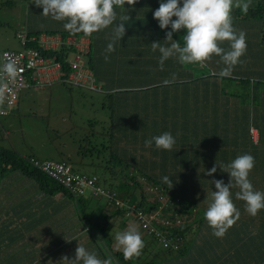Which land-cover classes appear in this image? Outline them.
Masks as SVG:
<instances>
[{"label": "crops", "instance_id": "crops-1", "mask_svg": "<svg viewBox=\"0 0 264 264\" xmlns=\"http://www.w3.org/2000/svg\"><path fill=\"white\" fill-rule=\"evenodd\" d=\"M160 2L161 0H136V3L133 5L125 4L120 10L115 9L119 16L129 14L131 19L125 21L126 34L122 40L115 42V50L111 53H105V49L107 44L111 42L112 28L115 27L116 23H119V17H117V21L113 25L95 32V34H99V40L95 41L93 45L94 66L91 71L99 82L96 83V85L98 84L97 90H100V92L104 91L103 95L105 96L106 93H113L115 90L121 88H142L143 90H139L141 93L137 94L136 98L139 99V106L142 103L147 105L146 108L143 107L145 104L142 106L144 108L140 109L142 112L137 109L135 114L130 115L128 111L135 105H138L135 101L136 98L119 99L121 100V104L118 103L117 107L115 106L114 125L110 122L108 124L109 127L115 129V134H117L118 129L121 132V137L133 139L134 143L132 144L140 143L143 145L147 139L163 133L162 128L169 129L172 135L176 136V144L171 151L157 149L153 143L150 148L143 146L144 155H142L136 149L132 150V144L129 145L130 150L136 155L135 157H132L131 153H127L125 147H121V143L125 142L121 140L117 149L121 156H124L126 162L129 163L125 167L126 169L129 168V171H124V174L128 173L129 175L138 176L144 173L148 176L158 177L156 174L159 170V177H171L174 175L181 177L185 174L197 175L198 170H210L216 160L227 164L237 156L247 153L251 154L255 160L254 167L249 174V179L255 190L264 191V186L260 184L262 181L261 177H264V150H261V146L257 147L258 141L260 142V136L262 135L255 129H260L264 133V102L254 105L248 103L247 106L244 103V99L239 97L245 95L247 89L235 90L234 95L228 87H225V89L222 88L221 80L214 78V76L207 77V79L212 83H216L219 87L212 88L211 86L210 91L198 87L197 82L203 78L197 79L196 75L198 73L207 74V72H199V69L202 68L199 64L182 65L177 59L170 58L165 61L163 69L161 70L158 63L160 53L158 50L153 52L150 46L154 41L161 42L163 45V41L166 38V31L171 30L170 28L162 30L158 25V21L153 17V12L159 7ZM143 17L149 18L146 19L148 23ZM232 19L233 25L238 31L244 30L246 27L253 29L255 26L259 29V25L245 24L243 18L233 13ZM239 20L242 22L239 23ZM33 28L38 27L32 26L30 29ZM185 30L174 33L173 38L182 41L183 34L186 35ZM259 32L260 30L256 33V36L246 34L247 49L246 53L241 57L240 63H250L253 73L264 78V46L261 45V39L258 41ZM221 46L228 49L229 44L228 42H224ZM106 54L109 57L108 61L104 59ZM219 61L220 58L213 55L210 61L205 62L206 69L210 73H218L213 67L218 65L219 63H214ZM119 65H122L120 70H118ZM107 67L112 69L107 71ZM101 79L111 84L120 83L121 85L122 83V85L116 87H108L105 85L104 87L102 86V82H100ZM166 79L169 81L173 79L179 81L173 83V86H168L164 85ZM187 80H190V82H186ZM155 85H160V87L154 88L153 86ZM255 90L259 94V98L264 101V90L259 87ZM237 92H239V95H237ZM123 96H126L125 93ZM185 98L187 100L189 99L187 101V107H185L188 114L186 116L184 114L183 116L176 113L178 111L175 110L176 112L168 116L169 118L165 123H162L164 116L161 112V107L171 104L172 107L177 105L184 109L183 100L185 101ZM153 99L155 102H153ZM101 107H103L102 104ZM197 129L199 131L198 134ZM124 131L130 135H127ZM142 135H145V138ZM187 139L191 141V149L196 145V140L201 139V144L205 142L207 144L206 147H208L206 150L208 152L205 151L207 155L202 159L195 155L191 159L188 155H185V153H189ZM215 149L217 150L212 153ZM197 159H201L204 162V168L198 162L194 161ZM133 160H136V162ZM152 164L157 166L155 167ZM146 167H152L151 169L154 172L150 174L145 173L144 169ZM139 169H142L143 172ZM11 173H14L15 175L13 176H16L13 177V181L11 182H18V184H21L28 191V198L21 202L22 204L20 202L18 204V216L16 217L17 222L19 220L30 226V228L27 227L25 229L28 231L26 233L33 232L36 226L41 223V221L37 222L36 217H41L40 219L45 223L48 219H51L53 212L54 215L62 216L65 213L63 214L61 211L57 214L58 211L63 208L68 209L73 207L71 202L74 203L75 200L71 197L69 198L68 195V198L72 201L64 198L66 195L61 192L49 196L39 190L38 184L34 180L21 175L18 170L11 171ZM5 176L6 173L1 176L2 183L6 181V179H3ZM213 177H216L215 180H224L225 184L230 179L229 174L220 169L213 174ZM3 188L1 184L0 190ZM214 190L216 189L212 183L208 191L212 192ZM238 190V188H232L231 192L233 202L239 207L241 200L234 199L236 198L234 193ZM90 196L93 195L90 194ZM193 203L196 208L193 216L195 223L192 227L194 231L184 239V246L181 245L179 248V250L183 249L182 252L177 249L175 251H163V248L161 249L159 245H157L159 247L158 250L153 249L149 239L151 237L145 236L143 232L140 234L144 241V247L140 255L131 258L134 261L130 263L125 259H120L118 255L122 253L117 248L116 242H111L112 246H109L110 243H103V241L111 238L106 233L109 229V231L112 230L114 227L113 223L118 221L119 225H121V219H119L121 214H115V208L107 205L106 201H104L105 206L110 209L108 215L110 216L109 221H111V223H108L109 227L106 226L107 231L105 233L92 234L85 227L84 229L79 228L76 231L61 234L60 240L55 234L52 235L49 233L43 239L45 240L51 236V240H48L49 243L46 242L44 245L41 240L28 244L26 255L41 256L45 261L44 264H48L46 262L48 258L60 261L63 256L67 255L72 259L74 258L75 249L79 242L77 240L69 242L66 239L71 240L73 237H78L80 243L89 251L95 252L100 259L108 257L105 252L110 255L113 264H264V215L261 217L263 226H261L259 217L241 215L240 219L228 229L226 234L222 238H218L213 235V229L208 226L207 221L204 219L207 202L201 209L194 200ZM25 211L27 213L26 216L22 215ZM66 214L69 215L68 213ZM33 215L35 216L33 217ZM121 217L124 219L123 216ZM74 218L76 217L74 216ZM125 226L127 227L128 225ZM6 230L9 233L2 234L3 232H0V261L2 256H6L5 254L7 253L11 256L15 255L18 249L15 248L18 245L17 241L28 236H24L23 232L17 229L16 231L15 229L11 231L6 228ZM84 230H87V232ZM55 237L58 242L55 241ZM28 239V241L31 240V234L28 236ZM44 247L47 249L45 252L40 251L37 254L34 252Z\"/></svg>", "mask_w": 264, "mask_h": 264}, {"label": "rangeland", "instance_id": "rangeland-1", "mask_svg": "<svg viewBox=\"0 0 264 264\" xmlns=\"http://www.w3.org/2000/svg\"><path fill=\"white\" fill-rule=\"evenodd\" d=\"M234 10L235 8H233V14ZM42 13L43 8L37 7L34 3V0H0V54L3 50H16V48L20 47V41L18 40L16 33L22 25L26 24L30 25L31 27L55 28L66 31L63 25L67 21H58L53 18L51 13L47 16L43 15ZM117 17H119V14H117ZM240 18H243V15ZM240 22L242 21L239 20V23ZM261 23L262 19H259L258 17L245 21V24L259 25ZM259 30L260 26L259 29L257 26H255L253 29L246 27L243 31L246 34L256 36V33H258ZM186 31L187 30H185V34ZM258 36L259 41V39H261L260 32ZM41 38L43 41L42 44L45 48H55L57 46L56 43L58 38L55 40H51L46 37ZM253 48L255 49V47ZM72 58L73 52L68 51L66 55V61H70ZM80 59L85 66H88L85 55ZM214 64H218L213 67L218 72L224 67V65L220 62ZM243 64L238 63L234 67L231 76L235 79L248 77L250 79V85H243L245 81L235 80L233 78L227 77L223 79L224 86L227 85L229 90L232 92H235V90L239 91L240 89L248 88L249 86L250 88L256 89L259 87L264 90V78H261L253 73L250 63ZM121 67L122 65H119L118 70H120ZM206 68V66H203L200 71L206 72ZM111 69L112 68L109 69V67H107L106 70L110 71ZM95 79L96 83H99L97 77H95ZM38 81L41 84L25 87L19 92L18 101L10 114L6 116H0V147L13 149L24 157L33 156L38 161L53 160L64 161L67 164L70 163L73 169L81 172L82 174L88 176L95 175L97 180L102 185V188L105 190L109 189L108 186H104L102 183L104 178L109 176V170H107L105 166H107V154L111 148L110 131L114 129L108 125L110 121L106 112L107 105L105 104L108 99L103 95L104 91L100 92V90H96V85L94 90L90 89L91 87H83L71 81L61 82L57 80L48 83L43 75L38 78ZM237 81L240 82L237 83ZM100 82H102V86L104 87L105 85L108 87L120 86V83L111 84L109 82H105L104 79H101ZM139 90L143 89L141 88ZM255 101L258 102L259 99L257 98ZM244 103L248 106V103H250L249 96L244 99ZM101 104L104 105V107H101ZM120 134L121 132L117 129V134L115 135L117 137V145H115L116 148H118L121 140H123L125 142L121 143V147H125L127 153H131L132 157L136 156L132 151L133 149H136L139 154L141 153L144 155L143 146H145V143H143V145L140 143L132 144L134 143L133 139L123 138L120 136ZM127 135L130 134L127 133ZM142 136L145 138V135ZM190 138L193 139L192 137ZM187 143L189 146V153L194 150V154L192 152L191 154L185 153V155H188V157L191 159L194 158V155L199 157L202 153L203 147L207 146L205 142L203 144H201V142L199 143L198 139V141H196V146L191 150L190 146L192 145L189 139H187ZM129 145H131L132 150H130ZM103 146L104 148H102ZM206 149H208V147H206ZM81 151L85 152V156L81 157ZM133 161L136 162V160ZM197 162L202 168H204L203 161L197 159ZM114 166L116 170H120L122 168L120 164H115ZM153 166L156 167L157 165ZM151 168L152 167H146L144 169L145 173H153L154 170ZM139 170L143 172L142 169ZM124 171H129V168L126 169L123 167L121 169V175L124 174ZM207 171V169H205V171L198 170V173H196L197 175H191L192 178L187 183L184 179H182V177L178 176L177 179L178 182L181 183L180 185L178 184L179 188L185 190L190 199L192 201L194 200L200 209L206 203L205 199L207 193H211L208 191V189L212 185V180L216 179V177L208 176L206 174ZM13 175L15 174L8 170L6 172L5 178L3 179H6V181L9 182L4 181L5 183H2L3 180L0 177V187L1 184L4 187L2 190H0V232H3L2 234H5L6 232L9 233L6 228L10 229L11 231H13V229L16 231L17 229L22 231L24 236H30L31 234V240L28 241V236L24 237V239H19L17 241L18 245L15 246V248H18L15 252V255L11 256L8 253L5 254L6 256H2L0 264H44L45 261L43 260V257L38 255H26L28 244L41 240L44 245L46 242L49 243L48 240H51V236L45 239L46 241L43 240L44 237L49 233L52 235L55 234L60 240L61 234L70 233V231H76L79 228L84 229L85 223L92 229L88 230V232L92 234H103V231H100L99 227L93 225L95 222H98L99 224L102 222H107L105 225L109 227L108 223H111V221H109L110 216L108 215L110 213V209L104 204V201H106V194H100L93 197L90 196L88 190L85 196L81 198H75V200L80 199L83 203H85V206L80 208V206H77L71 202L73 207L68 209L63 208L57 213L59 214L62 211V213H65V215H54L53 212L51 219H48L45 223L42 221V223H39L36 226L33 232L26 233L28 231L25 229L27 227L30 228V226L20 222L19 220L17 222L16 217L18 216V204L19 202L21 203L26 198H28V191H26V188L22 187L21 184H18V182H11L13 181V177H16ZM156 175H158L156 179H159V170ZM118 177L119 178L116 180V184L121 183L120 185H122V182H126L128 185H131L132 181L129 180V178H126L123 175ZM137 178L139 183L141 182L143 185L147 183L144 177L139 176ZM169 178L171 179V177ZM112 191L115 192V198L120 196L116 190ZM132 191L134 194L129 197ZM146 192L150 195V199L154 198L155 193L152 192L151 187H148ZM128 193L126 194L127 197H129H126L128 200L127 202L134 203L139 196V188H135V186H133V188ZM164 197L168 199L169 193L165 192ZM64 198L71 200L67 195ZM169 199L172 201V198ZM157 204V201H154L152 205L146 203L145 206L148 209L152 208V210H156ZM163 214L168 217L172 216V212L167 209L163 210ZM178 214L182 213L178 212ZM22 215L26 216V211ZM74 216L77 219L74 218ZM104 216L107 217L106 220H104ZM119 219H121V225H119L118 221L113 223L114 227L112 230L109 231V229L106 233L110 235L111 238L103 241V243L107 242L108 244L110 243L109 246H112L111 242L115 243L114 237L116 233L124 231V229L127 228L134 227L140 233H143V230H145L142 229L140 225L131 218L122 219L120 216ZM123 225L128 226L124 227ZM144 234L145 236L151 237L146 233ZM56 237L55 241L58 242ZM149 239L152 243L153 249L158 250L159 247L156 245V243L151 238ZM45 248L46 247L41 248V250L37 249L34 252L36 254L40 251L45 252L47 250ZM105 254L110 256L106 252ZM106 258L108 257H105V259ZM120 259H123V257ZM130 260L134 261L132 259ZM49 261H51L52 264H56L58 262L56 259L48 258L46 262L49 264Z\"/></svg>", "mask_w": 264, "mask_h": 264}, {"label": "clouds", "instance_id": "clouds-1", "mask_svg": "<svg viewBox=\"0 0 264 264\" xmlns=\"http://www.w3.org/2000/svg\"><path fill=\"white\" fill-rule=\"evenodd\" d=\"M34 3L37 7L43 8V15L47 16L51 13L55 20L67 21L63 27L70 34L65 38H62L60 34L51 35L59 36L61 44L58 49H48L57 51L62 48L67 55L68 51H71L67 50L64 44L68 36L76 33L90 35L108 28L117 21L115 8L125 4L133 5L136 0H34ZM250 6L251 0H161L159 7L153 12V17L158 21V25L162 30L169 28L171 30L166 31L163 45L161 42L155 41L150 44L153 52L158 50L160 53L158 63L161 70L165 61L170 58L177 59L182 65L199 64L203 67L205 62L210 61L215 55L220 58L219 62L224 65L218 75L220 77H230L234 67L241 62L240 58L246 53L247 49L246 33L243 30L238 31L234 27L232 11L233 8H238L246 14ZM174 17L175 19H173ZM130 19L129 14L119 16V23H116L115 27L112 28L111 42L107 44L105 53H111L115 50V42L122 40L126 34L125 21ZM22 27H25V25H22L20 30ZM183 29L187 31L186 35H183L184 43L181 46L180 41L173 38V34L179 33ZM42 35L46 34H41L40 37ZM224 42H228V49L221 46ZM104 59L108 61L107 54ZM66 62L68 65L69 61ZM68 68L70 70L69 66ZM86 68L92 72L88 66ZM0 72L8 76H14L16 73L14 63H6L0 69ZM92 74L96 85L94 73L92 72ZM65 76L66 74L61 77L63 81L64 79L67 81V76ZM62 80L59 79V81ZM170 82L167 79L164 81L165 85ZM80 86L89 88L84 85ZM95 89H98L97 85ZM2 90L0 88V91ZM153 143L157 149L171 151L176 144V139L171 132L165 131L160 135L147 139L145 147L150 148ZM254 164V157L246 153L237 156L227 164L216 160L213 167L206 172L208 176H213L220 169L228 173L230 177L227 184L222 179L212 180L216 190L207 193L205 199L207 208L204 212V219L207 221L208 226L213 229L214 236L222 238L228 229L240 219L241 213L232 199V188L239 189L235 193V197L245 202V211L249 215L256 216L260 210L264 209V192L255 190L249 179ZM162 182L171 189L174 186L168 176H163ZM84 231L87 232V230ZM114 239L125 260L139 256L144 247L142 236L134 227L117 232ZM66 240L69 242L77 240L79 242L75 249L74 258L70 259L65 255L57 264H113L111 256L100 259L95 252L86 249L80 243L78 237Z\"/></svg>", "mask_w": 264, "mask_h": 264}, {"label": "trees", "instance_id": "trees-1", "mask_svg": "<svg viewBox=\"0 0 264 264\" xmlns=\"http://www.w3.org/2000/svg\"><path fill=\"white\" fill-rule=\"evenodd\" d=\"M121 8H123V7L118 6L115 9L120 10ZM234 14L239 16V17H241L243 15V19L245 21L253 19L255 17L262 19V23L259 24V26H260V32H261V36H260L261 37V45L264 46V0H251V6H250V8L246 14L238 8H235ZM146 19H149V18H147V17L144 18V20H146ZM146 22L148 23V20H146ZM25 27H26V30L28 31V33H27V39H26L24 45L26 47H32V48L37 49L41 53V55L44 57L54 58L53 61L58 62L60 64V70L64 74H66V76H67V72H68L69 68H68V65H67V62L65 59L66 51L63 50L62 48H60L57 51H55V50H44V48L42 46H40V44L38 43V39H39L41 34H46V35L60 34V35H62V38H65L70 33H68L67 31H64L61 29H55V28H33V29H30L32 27L30 25H26V24H25ZM19 30H20V28H19ZM18 31H17V33H18ZM17 33H16V35H17ZM98 35L99 34H95V32L90 34V35H85L84 33H76L75 34V36H77V38L83 37V38L87 39L88 43H87V48L85 51V57L87 58V63H88L89 69H92L94 66V64H93V56H94L93 45H94L95 41L99 40ZM17 37H18V35H17ZM31 37L34 39L30 40V39H32ZM180 43H181V46H183L184 41L180 40ZM240 60H241V58H240ZM242 60H243V58H242ZM239 64H241V63H239ZM199 72H202V71H200V69H199ZM206 72H207V74L198 73L196 75L197 79L203 78L199 82H197L198 87H202L206 91H210L211 86H212V88L219 87L216 83H212V82H210V80L207 79V77H211V76H214V78H219L221 80L220 83L222 84V86H221L222 88L225 89V87H227V85L224 86V80H223L227 77H220L218 75L219 72L218 73H214V72L210 73V71L208 69H206ZM228 78H233V77L230 76ZM197 79H195V80H197ZM233 79H235V78H233ZM60 80H62V79H60ZM235 80L245 81L243 83V85H247V84L250 85V79L248 77L236 78ZM64 81H65V79H64ZM178 81L179 80L173 79L167 85L173 86V83H176ZM240 81H237V83ZM61 82H63V80ZM186 82H190V80H187ZM230 83H232V82H230ZM121 85H122V83H121ZM153 87L158 88V87H160V85H155ZM153 87H149V88H153ZM245 89H247L248 92L246 90L245 95H243V97L239 96L241 99L242 98L245 99L247 96H249L250 97V103L253 105L257 104V103L264 102V101H262V99L259 98V94L257 92H255L257 90H255L254 88H250V86L248 88H245ZM230 92L232 94H234V92H232L231 90H230ZM124 93L126 96H123ZM139 93H141V91H139L138 88H130L129 87V89L128 88H121V89L115 90L113 93H108V94L106 93L105 94V97L108 99V101L106 100L107 102L105 103L107 105V110H106L108 112L107 115L109 116V121L113 125L115 122V118H114V111L116 109L115 106L117 107V104L120 103L123 98H127V99H129L130 97L136 98V95ZM237 95H239V92H237ZM257 98L259 99L258 102L255 101ZM119 99H121V100H119ZM135 101L137 102L138 105H135L132 109H130L128 111V113L130 115L135 114L137 112V109L140 110L141 108H143V107L146 108V106H147L145 103H142L139 106V103H138L139 99H137V98L135 99ZM187 101H189V99L187 100L185 98V101L183 100L184 109L180 108L177 105L172 107L171 104H168L167 106L165 105V106L161 107V109H162L161 112L164 116V120L162 121V123H165V121L169 118L168 116H170L171 114H173L176 111H178L176 113H179L180 115H183V116L185 114V116H186V114H188V111L185 108V107H187L186 106ZM153 102H155L154 99H153ZM144 104H145V106H143ZM164 104H166V103H164ZM103 107H104V105H103ZM140 111L142 112V110H140ZM10 113H11V110L9 113H7L5 115H0V116H6ZM89 124H91V123H89ZM162 129H163V132H165V131L171 132L167 128H162ZM255 129L258 130L259 133L262 135V136H260V142L258 141L257 147L261 146L262 147L261 150H264V137H263L264 133L260 129H257V128H255ZM110 132H111V138H110L111 148H110L109 153L107 154L108 155L107 156L108 162H107V166H105V168L107 170H109V176L104 178L102 184L104 186L105 185L108 186V188L111 190H116L120 195V196H118L119 199H122L124 197L126 198L127 197L126 194L133 188V186H135V188L136 187L139 188V196L135 202L137 205H139L141 207H144L146 205V203H148L150 201V195L146 192L147 186L159 187V192H161L162 194H165V192H168L170 197L172 198V201H171L172 203H170V208L172 209V211L175 210L177 212V214H178V212H181L182 214H179V216L181 215L184 217V222L180 226H175V228L172 230L174 236L177 235L178 237L181 238L182 246H184V244H185L184 239L187 237L188 234H191L194 231V228H192V227L194 226V223H195V218L193 216H194L196 208H195L193 201L190 199L189 195L187 194V192L185 190L179 188V185L181 183H179L177 180L178 176H176V175L171 176V180H172L173 185H174L172 189L167 184L162 182L163 176L159 177V179H156V176H148V175H145L144 173L142 174L144 176H142V175H138V176L129 175L128 173L122 174L123 176H125L126 178H129V180L132 181L131 185L130 184L128 185L126 182H124V183L122 182V185H120L121 183L116 184V180L119 178L118 176H120V177L122 176L121 175V169L122 168L120 170H116L114 165L120 164L121 166H123L124 164H126L124 166V167H126L127 165H129V163L126 162V160L124 159V156L123 155L121 156V154L119 153V150L115 147V145L117 143L115 140L116 139L115 129L111 130ZM198 132L199 131L197 129V134H198ZM173 136L176 138L175 135H173ZM195 136H196V134H195ZM183 138H185V137H183ZM196 141H198V140H196ZM200 141H201V139H199V143H200ZM84 146L87 147L86 145H84ZM194 147L192 149H194ZM257 147H255V148H257ZM102 148H104V146ZM217 149L213 150L212 153L215 152ZM206 150H207L206 146H204L202 153L199 156L201 159L207 155L206 152H208V151H206ZM193 151L194 150H192L191 152L193 153ZM80 153H81V157L85 156L84 151H81ZM103 154H104V152H103ZM30 159H35V158L33 156L24 157L21 154H19L18 152L14 151L13 149H6V148L0 147V177L3 176L4 173H6L8 170L9 171H14V170L17 171L18 170L21 173V175L34 180L38 184L39 190L41 192H43L44 194H48L49 196H53V195L61 192L65 195H68L69 198L71 197L73 200H75V198H73V194L71 192H69L67 189L62 187L57 180L53 179L52 177H49L43 171H41L38 168H36L35 166H33L32 163L30 162ZM80 161L82 162L81 159H80ZM194 161L197 162V160H194ZM139 176L144 177V179L147 181V183H146L147 186L146 185L144 186L141 182L139 183V180L137 178ZM181 177H182V179H184L186 181V183L189 182L190 179L192 178V176L188 175V174H185L184 176H181ZM261 179H262V181L260 182V184H262V186H263L264 177H261ZM262 192H264V191H262ZM133 194H134V192L132 191V193L129 195V197H131ZM129 197H127V198H129ZM79 198H81V197H79ZM155 199L156 198H153V200L151 202L153 203L154 201H156ZM234 199H236V198H234ZM74 203L76 205L80 204L79 205L80 208L85 206V203H83L80 199H76ZM152 203H150V204H152ZM236 207L239 209L241 215L251 216L245 211V202L241 201V205H239V207L236 205ZM114 211H115V214L118 213V214H121V216H122L121 210L115 208ZM263 215H264V209L260 210L256 216H253V217H259V219L261 221L260 222L261 226H263V220L261 218ZM34 216L35 215H33V217ZM40 218L41 217H36V220H37V222L41 221V223H42L43 220ZM106 219H107V217L104 216V220H106ZM106 223L102 222L101 224H99L98 222H95L93 225H95L96 227H99L100 231H103V233H105L107 231V229H106L107 225H105ZM85 227L88 230H92L86 223H85ZM151 239L156 243V245H159L153 237H151ZM164 250L168 251L167 249H163V251ZM179 251L182 252L183 249H180ZM118 257L119 258L123 257V259H124V256L122 254L118 255ZM126 261H128L129 263L131 262L130 259L126 260Z\"/></svg>", "mask_w": 264, "mask_h": 264}, {"label": "built area", "instance_id": "built-area-1", "mask_svg": "<svg viewBox=\"0 0 264 264\" xmlns=\"http://www.w3.org/2000/svg\"><path fill=\"white\" fill-rule=\"evenodd\" d=\"M17 35L20 40V47L16 48V50H3L0 54V69L8 62H13L16 68L14 76H8L0 72V88L3 89L0 91V115H5L10 110H13L19 92L23 88L41 84L38 81L41 75L48 83L57 81L64 75L60 70V64L53 61L54 58L44 57L37 49L24 45L27 39L25 27H22ZM41 37L51 40L58 38L57 46L55 48H45ZM41 37L38 39V43L44 50L58 49L60 47L61 38L59 36L42 35ZM87 43V39L83 37L77 38L75 35L68 36V39L65 40V47L73 52V58L68 63L70 70H68L66 80L94 89L93 74L80 59L85 54ZM30 162L49 177L57 180L62 187L73 194V198L85 196L88 190L93 196L106 194L107 205L121 210L125 219L131 218L137 222L142 229H145L143 232L153 237L161 248L175 251L176 249L179 250L182 245L181 238L177 235L174 236L172 230L175 226H180L184 222V217L179 216L175 210L172 211L170 208V203H172L169 199L171 198L170 195L168 199L164 197V194L159 192V187L148 186L155 193L154 198H156L155 200L158 203L157 209L152 210V208L148 209L146 206L141 207L136 202L129 203L125 198H115V192L110 189H103L95 175L82 174L73 169L70 163L53 160L38 161L36 159H30ZM145 185L147 186L146 183ZM152 200L153 198L148 203H152ZM164 209L171 211L172 216L164 215Z\"/></svg>", "mask_w": 264, "mask_h": 264}]
</instances>
